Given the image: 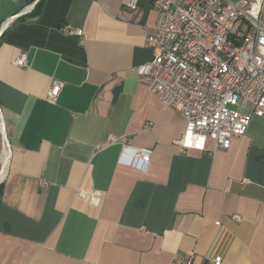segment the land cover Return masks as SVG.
<instances>
[{"label": "crops", "instance_id": "1", "mask_svg": "<svg viewBox=\"0 0 264 264\" xmlns=\"http://www.w3.org/2000/svg\"><path fill=\"white\" fill-rule=\"evenodd\" d=\"M153 2L0 0V264H181L192 251L193 264H264V119L228 149H180L183 114L137 71L154 58ZM128 147L152 151L146 168Z\"/></svg>", "mask_w": 264, "mask_h": 264}, {"label": "built area", "instance_id": "2", "mask_svg": "<svg viewBox=\"0 0 264 264\" xmlns=\"http://www.w3.org/2000/svg\"><path fill=\"white\" fill-rule=\"evenodd\" d=\"M137 3L129 0L130 7ZM153 6L158 17L146 37L154 58L138 73L151 93L183 114L185 129L175 140L182 151L205 150L209 139L217 149H228L247 133L254 116L264 119V0H154ZM62 31L83 34L69 24ZM15 63L26 66L27 54ZM64 84L54 79L46 98L55 102ZM1 118L2 142L9 150ZM127 150L129 164L146 168L150 163V149ZM234 218L241 220L237 214ZM195 257L193 251L176 255L181 264H193ZM210 261L221 264L222 257Z\"/></svg>", "mask_w": 264, "mask_h": 264}, {"label": "rangeland", "instance_id": "3", "mask_svg": "<svg viewBox=\"0 0 264 264\" xmlns=\"http://www.w3.org/2000/svg\"><path fill=\"white\" fill-rule=\"evenodd\" d=\"M239 25H240V23L237 25V27L235 28V32H238V30H239ZM244 30L246 31L247 30V27H244ZM3 157H4V152H3V155H2V158H1V160L3 159Z\"/></svg>", "mask_w": 264, "mask_h": 264}, {"label": "water", "instance_id": "4", "mask_svg": "<svg viewBox=\"0 0 264 264\" xmlns=\"http://www.w3.org/2000/svg\"><path fill=\"white\" fill-rule=\"evenodd\" d=\"M2 33V31L0 32V34Z\"/></svg>", "mask_w": 264, "mask_h": 264}]
</instances>
